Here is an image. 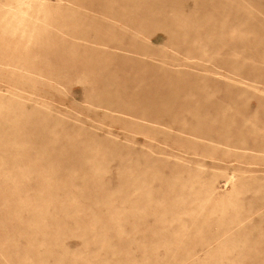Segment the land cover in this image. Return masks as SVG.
I'll return each instance as SVG.
<instances>
[{
	"label": "rangeland",
	"instance_id": "1",
	"mask_svg": "<svg viewBox=\"0 0 264 264\" xmlns=\"http://www.w3.org/2000/svg\"><path fill=\"white\" fill-rule=\"evenodd\" d=\"M0 264H264V0H0Z\"/></svg>",
	"mask_w": 264,
	"mask_h": 264
}]
</instances>
